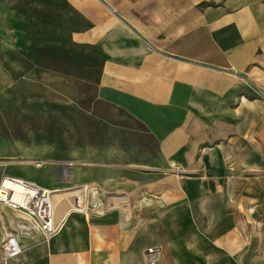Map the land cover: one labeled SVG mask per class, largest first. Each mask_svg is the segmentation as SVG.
I'll return each mask as SVG.
<instances>
[{
    "label": "crops",
    "instance_id": "1",
    "mask_svg": "<svg viewBox=\"0 0 264 264\" xmlns=\"http://www.w3.org/2000/svg\"><path fill=\"white\" fill-rule=\"evenodd\" d=\"M56 2L45 9H59L60 38L44 81L72 83L76 105L87 84L92 107L131 139L89 162L23 153L39 181L0 170L45 188L92 183L107 204L70 213L47 241L0 205V235L17 234L24 249L8 264H144L151 247L155 264H264V0ZM12 6L0 0V110L25 79L5 63ZM29 231L38 236L25 243Z\"/></svg>",
    "mask_w": 264,
    "mask_h": 264
},
{
    "label": "rangeland",
    "instance_id": "2",
    "mask_svg": "<svg viewBox=\"0 0 264 264\" xmlns=\"http://www.w3.org/2000/svg\"><path fill=\"white\" fill-rule=\"evenodd\" d=\"M8 2L17 6L6 12L10 17L7 16L5 26V63H16L15 74L25 75V79L4 92L6 105L0 110V116L4 114L5 118L3 130H0V170L4 168L8 174L33 177L39 181L45 177L42 170L18 163L27 159L23 153L51 157L58 161L57 165L65 160L89 162L117 157L113 150L124 148L131 137L111 127L112 123L106 117L108 110L92 107L90 87L85 85L84 98L76 105L77 96L72 83L44 81L43 67L55 65V60L47 57L46 52L58 49L55 40L60 38L59 9L45 10L51 0ZM52 2L58 3L59 0ZM14 14L13 25L11 16ZM13 52H20V57L16 58ZM34 63L38 67L28 72V67ZM29 77L37 81L31 82L27 79ZM2 210L9 221L12 212ZM13 219L14 225L5 223L8 230L9 227L16 228L14 216ZM3 224L0 219V225ZM29 233L31 237L24 236V242H35L36 232Z\"/></svg>",
    "mask_w": 264,
    "mask_h": 264
},
{
    "label": "built area",
    "instance_id": "3",
    "mask_svg": "<svg viewBox=\"0 0 264 264\" xmlns=\"http://www.w3.org/2000/svg\"><path fill=\"white\" fill-rule=\"evenodd\" d=\"M36 162V166H40ZM8 182L9 185H6ZM13 185H21L24 191L21 192V202L12 200L15 192ZM66 194L76 207H69L66 211L60 210V204L53 199L55 194ZM61 204L68 200H60ZM0 205L21 213L37 229L47 241L59 232L66 221L67 216L72 212L88 215L91 213L101 214L105 212L107 204L105 194L101 189L92 183L75 184L67 187L45 188L31 181L13 176H2L0 180ZM158 247L146 249L143 253L144 264H155L153 254L158 252ZM24 251L20 238L15 233L6 236L0 235V264H8L12 259L17 258Z\"/></svg>",
    "mask_w": 264,
    "mask_h": 264
},
{
    "label": "bare ground",
    "instance_id": "4",
    "mask_svg": "<svg viewBox=\"0 0 264 264\" xmlns=\"http://www.w3.org/2000/svg\"><path fill=\"white\" fill-rule=\"evenodd\" d=\"M5 184L9 185L8 182H5ZM19 187H20V189H19ZM13 188H14L15 192L13 193V195L11 197L12 200L15 201V202H21V198H20L21 194L20 193L24 191L23 186H21V185H13ZM14 194H15V198H13ZM68 196L69 195L62 194V193L53 195L54 201L56 203L60 204V210H62V212L66 211V209H68L69 207L73 208V207L77 206L76 204H72L71 199ZM113 198H116V197L111 196V199H110L111 203H109V205L120 206L121 202H119V201L116 202V200H114ZM65 199L68 200L69 204H66V201H65V205H64V203L61 204L60 200H65Z\"/></svg>",
    "mask_w": 264,
    "mask_h": 264
}]
</instances>
